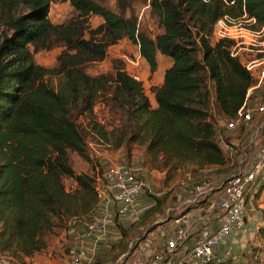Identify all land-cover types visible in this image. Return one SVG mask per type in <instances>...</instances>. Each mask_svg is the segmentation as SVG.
Listing matches in <instances>:
<instances>
[{
  "label": "trees",
  "instance_id": "obj_1",
  "mask_svg": "<svg viewBox=\"0 0 264 264\" xmlns=\"http://www.w3.org/2000/svg\"><path fill=\"white\" fill-rule=\"evenodd\" d=\"M56 1L0 0V26L7 31L0 34V255L11 264H27L44 251L47 237L64 232L65 222L91 220L98 204L93 177L76 174L69 161L74 154L89 163L88 139L123 150L127 162L133 148H142L140 164H159L167 181L186 171L229 176L234 163L215 139L210 111L223 121L232 119L254 82L230 56L231 41L211 42V34L219 19L243 13L254 19L253 29L264 27V0H114V11L95 0H67L77 17L54 25L47 14ZM137 3L149 8L160 33L149 37L138 30L131 11ZM89 16L101 20L94 29ZM122 39L137 47L150 75L157 55L171 61L161 84L151 89L155 108L122 66L111 75L86 73ZM56 47L62 50L53 68L34 63L32 54ZM46 78H56L57 86ZM97 105L112 125L95 120ZM153 199L135 223L117 225L118 243L94 264H105L136 227L160 213L165 198ZM191 209L197 208L184 211ZM158 226H149L146 236ZM257 237V256L240 264H264V222ZM145 240L140 237L134 249Z\"/></svg>",
  "mask_w": 264,
  "mask_h": 264
},
{
  "label": "built area",
  "instance_id": "obj_2",
  "mask_svg": "<svg viewBox=\"0 0 264 264\" xmlns=\"http://www.w3.org/2000/svg\"><path fill=\"white\" fill-rule=\"evenodd\" d=\"M254 22L244 13L238 19L223 17L214 24L211 34V42L231 41L230 56L238 59L254 82L249 90L260 92L252 98L248 90L235 116L216 127V141L224 143L227 140L230 144L228 155L233 145V150L239 151L237 160L233 161V171L218 183L207 177L191 181L188 195L167 210L166 219L169 217L172 221V229L163 236L162 249L153 255L152 264H222L228 261L231 248L226 247L225 242L235 233L239 234L241 242L250 238L245 213L248 200L257 199L264 205V27L253 29ZM130 77L138 81L136 76ZM141 171L140 166L132 163L105 167L96 211L91 220L82 225L69 251L67 264L95 263L94 247L106 237L105 221L113 217L117 222L137 220L136 204L143 189L139 179ZM201 205H208V210L194 216L197 234L188 247L185 241L192 223L184 210L199 209ZM211 206L214 207L211 209ZM79 226L75 220L67 221L68 234H75ZM8 261L0 255V264H9Z\"/></svg>",
  "mask_w": 264,
  "mask_h": 264
},
{
  "label": "rangeland",
  "instance_id": "obj_3",
  "mask_svg": "<svg viewBox=\"0 0 264 264\" xmlns=\"http://www.w3.org/2000/svg\"><path fill=\"white\" fill-rule=\"evenodd\" d=\"M95 1L101 2L110 10H115L114 0ZM19 11L23 12L24 10L20 9ZM131 11L137 16V27L140 32L149 37H153L154 35L161 32L160 28L158 27L156 18L150 13L148 7L144 6L143 4L137 3L133 5ZM77 15L78 13L69 5L67 0H57L56 2L49 5L47 18L50 23L59 25L73 20L77 17ZM87 23L91 29H94L101 23V20L97 17L89 16L87 17ZM2 32L7 33L5 26H0V34ZM61 50L62 49L60 47H56L55 49L50 51H39L32 54V59L35 64L47 69H51L55 66L56 56L61 52ZM120 66L123 67L126 74H128L129 76H136L138 78V81L142 84L145 95L148 96L149 91H151L150 87L148 86L152 76L148 72L147 65L138 57L137 47L130 44L125 39H122L115 45L108 47L106 49V55L103 61L100 63L89 65L86 68V73L88 75H111L114 68ZM167 67L168 63L166 59L158 57L155 72H158L159 75L160 72L162 70H165ZM45 82L51 87L55 88L57 86L58 80L56 78H46ZM209 89L212 92L211 84H209ZM259 93L260 92L258 91H254L252 93V98L258 96ZM149 98L151 99L150 95ZM151 104H153L152 100ZM93 115L95 120L104 127L113 124V122L110 121L109 115L103 110V107L101 105H97L94 108ZM210 116L216 127L223 122V119L216 114L213 108H211ZM88 142L89 163L81 161L74 154H69V161L72 169L76 174L83 173L93 177L94 188L96 193H98L100 192V186L102 183V174L107 165L120 163L130 164V162H127L125 160L123 150L114 152L109 150L105 146V144H95L90 139H88ZM218 144L222 149L225 157L228 158L229 163L237 160L236 158L239 155V151L238 149L237 151L233 150V148L235 147L234 145L231 146V151L228 155L226 151L230 146L229 142L227 140H224V143L219 142ZM133 158H136L133 160H137V163L132 164L138 165L142 169L139 179L143 184L142 192L139 199L137 200V204L139 206L141 205L140 207H143L137 214V220L140 218L143 212L153 206V198L160 200L164 197L165 199L162 205L163 207L160 209L159 214L152 216V218L148 220L147 225H145L144 227H136L134 231L129 234V237L126 241L127 244L124 246L123 250L119 249L110 254L105 264H152V257L162 249V239L167 232L165 229L160 230L158 226L155 231L149 233L146 236V229L149 226H155L159 224L158 222L165 218L166 211L180 203L188 195V186H190L191 181H197L200 178L204 177L203 172L186 171L176 174V176L171 181H167L165 179L164 171L159 167V164L155 163L151 166H142L140 164L142 161H144L143 153L139 154V152H136L133 154ZM207 178L213 180L215 183H218L220 180L224 179L225 176H210ZM63 184L65 185V187H67L69 181L65 180ZM256 200L257 199H249L248 204L246 205L245 213L247 217L246 219L248 221L251 219L252 214H254L255 211H259V209L257 208L259 203L257 204ZM137 220H133L131 222L127 221L126 224L130 225L132 223H135ZM155 221H157V224H153ZM251 223L253 224V227L249 228L247 226L250 229L248 230L251 233V239L249 238L241 242L240 237H238L236 244H232L231 246L230 261L233 264L247 262L251 260L253 256H257L256 251L259 245V241L256 233H254L257 230V228H255V225L257 223V215L253 216V221H251ZM117 225L120 224L117 223L115 217L107 222L105 221L106 237L102 241H100L101 243L99 242L100 244H98L96 248L94 247L95 262H98L111 248V246L118 243L120 234ZM129 225L120 226L126 228ZM64 230L65 233L68 232L67 222H65ZM81 231L82 225L78 227L75 234L69 236L66 235V237L64 232H59L58 230H56L54 233L47 237L45 250L39 254L33 255L27 260V263L67 264L69 251L73 248L75 238H77ZM140 237H145L146 240L144 243L138 244L134 249V246H136ZM237 245L238 249L235 248ZM172 261L173 263H176V261ZM8 263L11 264L10 261H8Z\"/></svg>",
  "mask_w": 264,
  "mask_h": 264
},
{
  "label": "crops",
  "instance_id": "obj_4",
  "mask_svg": "<svg viewBox=\"0 0 264 264\" xmlns=\"http://www.w3.org/2000/svg\"><path fill=\"white\" fill-rule=\"evenodd\" d=\"M158 57H161L162 59H166V61L168 63V67L170 66L171 61L169 59H167V58H164V57L160 56V55L156 56V62L158 60ZM165 70H162L159 75H158V72H154L153 74H151L152 77H151V80H150V83H149V86H148V87H150V90L152 88H154V87H158L161 84L163 73H164ZM254 91H257V90H255V89L254 90H249V94L250 93L252 94ZM149 95H150L151 99L149 98ZM149 95L147 96V98H148V101L150 103V106H151V108H155L156 105H155V102L153 100V95H152L151 91H149ZM151 100H152L153 104H151ZM116 152H119V151H116ZM136 152L137 153L139 152V154H142L143 150H142V148H133L132 151H131V158H130V161H129L130 163H137V160H133V159H136V158H133V154L136 153ZM137 159H139V158H137ZM256 203L258 204V202H256ZM137 205L138 204H136V210H137V213H139V211L141 210V208L143 206L140 207L141 205L140 206L139 205L137 206ZM204 207H205L204 211H207L208 210V205H204ZM213 207L211 206L210 208L212 209ZM263 207H264V205L258 204L257 208L259 209V211H257V212L255 211V213L252 214V217L250 219L251 221H253V216L257 215V223L255 225L256 226L255 228H257V230H256V232H254V233H256V235H257L259 227H261L263 225V222H264L263 221L264 220V208ZM199 212H200V209H191L190 211H188V215L190 216V221L192 223V228H191L190 233L187 236V239L185 241V245L188 246V247L192 245V243L194 241V238H195V236L197 234V226L194 224V216H196V214H198ZM166 213H167V211H166ZM166 213H165V218L163 220L159 221L158 223H161V226H159V229L160 230L165 229L166 232H167L166 234H169L171 229H172V221L170 219H168V218L166 219ZM171 217H173V216H171ZM213 219H215V218H213ZM250 220L248 221L246 219V226H248L249 228L253 227V224L251 223ZM126 222H127V220H119L117 223H119L120 225H129V224H126ZM153 224H157V221H155ZM238 237H240L238 235V233H235L233 236H231L225 242V246L231 248L232 244H236ZM235 248L238 249V245ZM28 259H26V261Z\"/></svg>",
  "mask_w": 264,
  "mask_h": 264
}]
</instances>
